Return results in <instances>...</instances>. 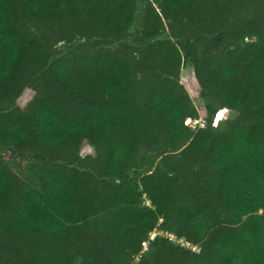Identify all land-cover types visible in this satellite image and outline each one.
Segmentation results:
<instances>
[{"label": "trees", "instance_id": "16d2710c", "mask_svg": "<svg viewBox=\"0 0 264 264\" xmlns=\"http://www.w3.org/2000/svg\"><path fill=\"white\" fill-rule=\"evenodd\" d=\"M0 264H264V0H0Z\"/></svg>", "mask_w": 264, "mask_h": 264}, {"label": "rangeland", "instance_id": "374dc122", "mask_svg": "<svg viewBox=\"0 0 264 264\" xmlns=\"http://www.w3.org/2000/svg\"><path fill=\"white\" fill-rule=\"evenodd\" d=\"M248 41L251 40V38H247ZM64 46V44H60L59 45V48H62ZM190 72V65L188 63H186L183 67H182V70H181V78L183 79L188 73ZM193 102L198 110V113H199V116H203L205 111H204V108H203V104H202V101L200 98H193ZM235 115V112L232 111V110H229V109H224L221 114L219 115V118L221 119H225V118H229V117H233ZM192 125L194 126L195 125V122H192ZM92 147L91 145L87 142V141H84L82 144H81V153L82 154H85V153H90L92 152ZM3 153L6 155L7 153L3 151ZM153 234H156V233H161V234H165V235H170L168 234L167 232H163V231H158V230H154L152 232ZM152 234V235H153ZM175 241L177 242H182V240H179V239H175ZM186 244V243H185ZM146 247V243H144V248ZM135 261H137V257L135 258Z\"/></svg>", "mask_w": 264, "mask_h": 264}]
</instances>
